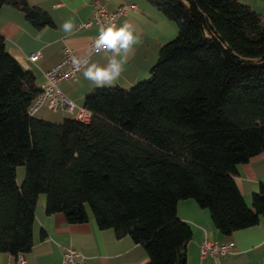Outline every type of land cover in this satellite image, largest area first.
<instances>
[{"label": "trees", "instance_id": "16d2710c", "mask_svg": "<svg viewBox=\"0 0 264 264\" xmlns=\"http://www.w3.org/2000/svg\"><path fill=\"white\" fill-rule=\"evenodd\" d=\"M177 29L147 79L129 89L92 88L90 121L29 114L35 76L0 35V255L32 248L34 211L128 236L147 264H187L190 225L177 204L208 210L224 236L262 223L264 183L250 207L235 177L264 155V15L239 0H141ZM36 29L53 27L26 0H0ZM25 174L20 186L16 167Z\"/></svg>", "mask_w": 264, "mask_h": 264}, {"label": "crops", "instance_id": "0c3cea01", "mask_svg": "<svg viewBox=\"0 0 264 264\" xmlns=\"http://www.w3.org/2000/svg\"><path fill=\"white\" fill-rule=\"evenodd\" d=\"M99 1L107 11L115 12L128 3L136 5L117 18V26L131 22L141 35V43L135 46L134 55L113 86L129 89L144 80L158 58L162 45L174 39L176 26L168 21L149 3L141 0H26L30 6L48 13L53 27L36 29L19 11L11 7L0 8V35L5 41L7 52L23 68L31 70L38 87L45 82L44 73L62 59L65 47L71 48L76 56L87 57L97 63H105L103 53L91 52L89 46L98 35V27L80 26L91 18L93 3ZM258 14L264 15V0H239ZM66 20L74 24L73 31L66 33L62 25ZM39 53L36 62L29 57ZM74 81H61L58 88L77 108L83 107L85 95L94 86L82 75ZM34 116L62 122L74 118L64 110H38ZM236 186L245 203L250 207L252 194L264 183V155L259 154L238 166ZM45 198L40 197L34 211L32 248L23 254V264H60L63 248H73L82 256V264H147L144 249L128 237L116 238L112 230H99L89 213L84 224L71 225L61 213L46 215ZM180 220L192 229V239L186 247L187 264H264V228L262 223L224 236L214 227L208 210L198 207L193 200L178 202L176 208ZM204 239L217 242H232L234 250L224 257L206 256L200 259L199 247ZM0 264H17L16 257L1 254Z\"/></svg>", "mask_w": 264, "mask_h": 264}, {"label": "built area", "instance_id": "2783aa9c", "mask_svg": "<svg viewBox=\"0 0 264 264\" xmlns=\"http://www.w3.org/2000/svg\"><path fill=\"white\" fill-rule=\"evenodd\" d=\"M129 9H136V5L132 3L124 4L115 12H109L99 1H95L93 3L91 18L80 26L90 27L91 25H96L100 31L102 27H105L108 24L114 23L117 25V18L120 15H124ZM89 50L95 52L93 42L90 44ZM39 56V53L33 54L29 57V60L34 63ZM73 56L78 57L71 48L65 47L60 62L44 73L45 82L40 87V94L29 107L28 112L30 115H34L42 108H46L50 111L61 109L81 123H88L90 121V113L82 107L77 108L58 88L59 82L74 81L83 70L82 67L77 69L73 66L71 62V57ZM79 58L83 59L87 57ZM262 226L264 228V219L262 220ZM233 250L234 243L232 242L223 243L204 239L199 247V255L200 259H204L206 256L224 257L225 255L230 254ZM16 262L17 264H23V256L18 255L16 257ZM81 262L82 256L78 251L73 248H63L60 264H82Z\"/></svg>", "mask_w": 264, "mask_h": 264}, {"label": "clouds", "instance_id": "9594fccd", "mask_svg": "<svg viewBox=\"0 0 264 264\" xmlns=\"http://www.w3.org/2000/svg\"><path fill=\"white\" fill-rule=\"evenodd\" d=\"M74 24L66 20L62 25L63 31L71 33ZM141 43V35L137 28L128 21L122 25L108 24L102 27L94 39L96 53H103L105 63H97L90 58L71 57L73 66L83 68V77L90 81L95 88L111 87L118 81L129 59L134 55L135 46Z\"/></svg>", "mask_w": 264, "mask_h": 264}, {"label": "rangeland", "instance_id": "374dc122", "mask_svg": "<svg viewBox=\"0 0 264 264\" xmlns=\"http://www.w3.org/2000/svg\"><path fill=\"white\" fill-rule=\"evenodd\" d=\"M177 34V33H176ZM175 38V37H174ZM149 76V75H148ZM147 76V77H148ZM147 77L145 79H147ZM144 79V80H145ZM143 81V80H142ZM141 82V81H140ZM24 174H25V169L23 166H18L16 167V182L18 184V186L21 185L22 181H23V178H24ZM40 197H44L45 198V195H40Z\"/></svg>", "mask_w": 264, "mask_h": 264}]
</instances>
